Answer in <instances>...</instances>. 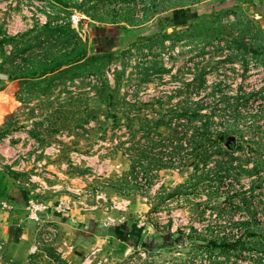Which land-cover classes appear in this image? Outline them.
<instances>
[{
  "label": "rangeland",
  "instance_id": "374dc122",
  "mask_svg": "<svg viewBox=\"0 0 264 264\" xmlns=\"http://www.w3.org/2000/svg\"><path fill=\"white\" fill-rule=\"evenodd\" d=\"M0 264H264V0H0Z\"/></svg>",
  "mask_w": 264,
  "mask_h": 264
},
{
  "label": "crops",
  "instance_id": "0c3cea01",
  "mask_svg": "<svg viewBox=\"0 0 264 264\" xmlns=\"http://www.w3.org/2000/svg\"><path fill=\"white\" fill-rule=\"evenodd\" d=\"M36 210H37L36 207L27 205L26 203H23V202L21 205L15 206L16 215L20 218L21 223H24V221L27 219V215H29L32 212H35ZM98 212H101V213H98ZM96 218H97V221H96L95 226L99 227V226L106 224L102 211H97ZM87 231H89V229Z\"/></svg>",
  "mask_w": 264,
  "mask_h": 264
}]
</instances>
